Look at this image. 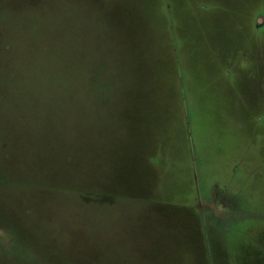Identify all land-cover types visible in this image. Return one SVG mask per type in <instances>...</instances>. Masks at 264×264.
Instances as JSON below:
<instances>
[{
    "label": "rangeland",
    "instance_id": "1",
    "mask_svg": "<svg viewBox=\"0 0 264 264\" xmlns=\"http://www.w3.org/2000/svg\"><path fill=\"white\" fill-rule=\"evenodd\" d=\"M0 264H264V0H0Z\"/></svg>",
    "mask_w": 264,
    "mask_h": 264
},
{
    "label": "flooded vegetation",
    "instance_id": "2",
    "mask_svg": "<svg viewBox=\"0 0 264 264\" xmlns=\"http://www.w3.org/2000/svg\"><path fill=\"white\" fill-rule=\"evenodd\" d=\"M216 203V202H215ZM223 211V210H222Z\"/></svg>",
    "mask_w": 264,
    "mask_h": 264
}]
</instances>
